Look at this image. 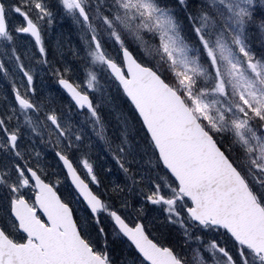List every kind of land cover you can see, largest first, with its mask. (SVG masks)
Here are the masks:
<instances>
[{
    "label": "snow or ice",
    "instance_id": "1",
    "mask_svg": "<svg viewBox=\"0 0 264 264\" xmlns=\"http://www.w3.org/2000/svg\"><path fill=\"white\" fill-rule=\"evenodd\" d=\"M0 264H264V0H0Z\"/></svg>",
    "mask_w": 264,
    "mask_h": 264
}]
</instances>
